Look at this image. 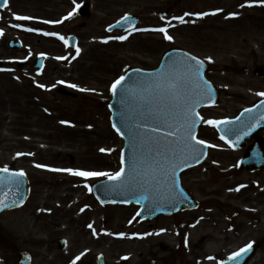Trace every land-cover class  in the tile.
Wrapping results in <instances>:
<instances>
[{"label":"rangeland","instance_id":"obj_1","mask_svg":"<svg viewBox=\"0 0 264 264\" xmlns=\"http://www.w3.org/2000/svg\"><path fill=\"white\" fill-rule=\"evenodd\" d=\"M81 1L10 0L3 11L5 27L21 23L26 27L32 22L62 36L75 31L80 37V53L54 37L25 35L29 45L13 53L22 57L44 51L49 55L45 72L36 76L31 67L26 68L20 71V79H2L0 74V166L12 162L29 174L32 184L26 206L0 216V264H18L20 251L32 256L31 264H95L98 254H104L108 264L151 260L157 264H222L224 258L249 243L259 244L249 264H264V170H239L242 153L203 121L199 138L214 147L202 165L182 174L184 186L200 202L192 211L141 220L134 204L102 206L90 196L85 198L90 192L84 185L90 187L106 177L85 179L47 170H120L123 140L111 126L107 107L111 85L129 67L157 66L168 48L186 49L208 62L207 76L219 88L220 96L214 107L201 111L205 120L231 118L263 98L257 93L264 92V80L253 71L264 67V0H90L88 18L73 16L61 26L65 13L76 11ZM169 1L172 12L176 5L175 15L170 12L162 19ZM205 12L210 14L201 18ZM128 13L140 16L138 29L163 27L173 39L166 40L161 32L134 30L110 35L105 31ZM17 15L30 19L16 20ZM175 17H183L185 23ZM83 22L86 25L81 28ZM9 35L18 34L10 28ZM122 35L128 38L114 39ZM60 80L77 85L67 88L78 97L59 95ZM28 84L42 89L32 91L48 99L45 106L53 111L51 122L43 109L28 111L27 100L20 98L28 93L22 89ZM60 119L68 123L61 126ZM102 148L107 151L101 152ZM18 151L24 156L16 160ZM37 164L47 167L38 168ZM237 188L240 190L235 191ZM76 198L82 202L72 206ZM207 232L211 234L200 239ZM212 233L223 237L222 250L214 255L206 250L207 245L216 243ZM60 238L67 239L66 250L59 248Z\"/></svg>","mask_w":264,"mask_h":264},{"label":"snow or ice","instance_id":"obj_2","mask_svg":"<svg viewBox=\"0 0 264 264\" xmlns=\"http://www.w3.org/2000/svg\"><path fill=\"white\" fill-rule=\"evenodd\" d=\"M3 4L7 7L8 0H3ZM245 5H241L244 7ZM248 6H251L249 4ZM79 7V5H77ZM210 13L200 14L201 18L207 16ZM215 14V13H211ZM71 15V13H69ZM185 15H189L185 13ZM235 15V14H232ZM16 20H27L30 17L26 16H15ZM67 19V17H65ZM125 21H129V17L126 15L123 18ZM163 19V17H162ZM181 24L185 23L183 17H175ZM48 23V21H44ZM117 24H120L118 21ZM116 27V25L110 26ZM26 31H33L32 28L25 29ZM127 30V29H125ZM138 31H147L148 29H137ZM151 31H157L164 34L166 40L171 41L173 38L167 34L166 28H155ZM130 34V33H129ZM0 35H3L2 30H0ZM45 36H56L55 32H45ZM60 40L64 41L67 45L68 41L63 37H58ZM128 38L126 35L114 37L120 41H124ZM108 40H104L103 43H107ZM80 49L76 48V54L79 55ZM210 60V58H209ZM195 62V63H193ZM203 61L198 60L195 56L191 57H180L172 59L171 62L163 68L159 73L153 74L148 73L147 79L138 80L133 87H128L124 85L126 80L125 76H120L116 79L110 88L113 96L117 95L118 89H120V95L122 102H127L130 98L144 100L148 105L146 110H142L140 115L143 120L135 125L129 127V139L130 144L133 147V155L131 157V166L128 176H125V169L121 167L119 171L115 173L101 172V171H84V170H73L59 169V168H47L49 171L53 172H67L70 175L88 178L96 177H107L109 181H117L119 183L112 185H101V191L105 193L109 192H128L130 194H135L136 188L139 186L144 189L147 193L149 187L152 185V181L156 180V176L153 174L151 178H148L147 172L143 179H140L141 173L139 172V164L141 163L140 158L136 155L135 145L137 139H140L148 145L150 160L145 159L143 162L147 164L148 169L155 172L154 165L158 166L160 171L165 173V175L175 176V170L181 168L183 165L188 164V158L199 161L201 155H205L202 150L198 147L203 145L205 147H214V145H209L205 140L198 139L196 136V126L198 121H203L204 123L212 126H218L220 124H232L233 121L230 120H205L203 116L197 111V108L203 103L205 98H210L212 91L211 84L203 78L202 75ZM139 71V70H137ZM128 79H131L130 77ZM58 83H63V81H58ZM40 87H45L44 85H39ZM71 88H76L77 85H68ZM80 91H88V89H79ZM259 96H264V92L257 93ZM264 104V101L261 102ZM245 112H251V109H245ZM243 115V113H241ZM125 122L128 117H124ZM240 117H237L239 120ZM62 124L68 123L67 121H60ZM113 128L120 135H123L121 129L113 125ZM227 132L231 135L237 136V140L242 138L239 133V128H228ZM245 135L247 133H244ZM220 139H225L222 135ZM101 152L107 151L106 149H100ZM18 155H24L19 153ZM121 164H124L123 156L121 157ZM190 166V165H189ZM36 167H47L45 165L37 164ZM0 173H7V176H0V185H15L17 190L21 187V177L26 174L21 170L18 172L9 173L7 167L0 168ZM176 181L173 179L172 184L174 185ZM156 184L159 185V181L156 180ZM91 192V188L86 184L84 185ZM237 188L235 191H239ZM155 192H159V187H155ZM142 199H147V195H142ZM17 201H13L15 204ZM8 205L0 200V208L7 207ZM139 214V213H138ZM88 227H92L89 225ZM187 242V237H185V243ZM252 248V244L249 243L246 247L241 248L238 252L233 253L228 257L229 260H234L243 253L249 251ZM79 259V257H77ZM208 259H213V257H208ZM75 264V262H73Z\"/></svg>","mask_w":264,"mask_h":264},{"label":"water","instance_id":"obj_3","mask_svg":"<svg viewBox=\"0 0 264 264\" xmlns=\"http://www.w3.org/2000/svg\"><path fill=\"white\" fill-rule=\"evenodd\" d=\"M88 8V5L85 6L83 9V13L86 14V9ZM135 23V20L133 17H129V21H121L120 24H117L116 26H124L128 27ZM183 53L180 51H173L170 54H168V62L170 63L172 59L180 58ZM139 71H133L130 73V77L133 76V74H137ZM160 70L157 72L159 73ZM139 73H142L143 75H139ZM137 74V78L140 77L141 79H147L144 75V72H139ZM154 72L153 74H155ZM256 75L264 78V70L262 68L257 69L255 71ZM203 74V70H202ZM139 79V78H138ZM216 98V92L212 88L210 98H205L203 100V103H210L213 102ZM201 104V105H202ZM200 105V106H201ZM199 106V107H200ZM113 107V122L116 125V127L121 129V132L123 133V137L126 140L125 148L123 152V159H124V169H125V176H128V173L130 172V166H131V157L133 155V147L130 144L129 139V127L135 125L136 123H139L143 120V117L140 115V112L142 110H146L148 105L145 103L144 100H141L139 98L132 99L130 98L127 102H122V98L120 95V90L117 92V95L115 99L112 102ZM198 107V108H199ZM197 108V110H198ZM252 111L251 112H243V115H240V119L237 120H230L233 121L232 124H220L218 125V129L222 132V134L227 135L232 139V141L235 143L236 147H242L245 143V139L248 137L256 136V134L264 129V104L261 102L258 103L255 107L249 108ZM127 116L128 119L125 122L124 117ZM200 121H198L195 131L197 132V127L199 125ZM228 128H239L240 133L239 135L242 137L239 140H237V136L231 135L227 132ZM244 133H247L246 135ZM205 155H201L199 161H202L207 153V147L200 145L198 146ZM135 152L136 155L140 158L141 163L139 164V172L141 173L140 179L144 178L145 173L147 172L148 178H151V176L154 174L156 176V180L159 181V185L156 184V180L152 181V185L149 187V190L147 193L144 192L143 188H140L139 186L136 188L135 194H130L128 192H112L111 194H106L103 196L101 193H103L100 189L101 185L98 188V193L100 195V198H110L111 201L117 202V203H123V202H137L142 205V209L140 212L141 217H154L159 215L160 213L165 214H171L174 213L181 208L185 209H191L197 206V202L193 199V197L190 195L188 191L183 189L181 187L180 181H179V174L181 170L186 168L187 166L197 163L199 161L193 160L190 157L188 158V164L183 165L181 168H177L175 170V176L171 175H165V173L161 172L158 166H153L155 169V172L153 173L152 170L148 169L147 164L143 161L145 159L150 160L151 157L149 155L148 151V145L143 143L142 140L137 139L136 145H135ZM243 167L246 166L250 170H255L256 168H260L264 166V141H259L257 145H255L252 149L249 150V154L244 161ZM1 176H7V173H0ZM173 179L176 181V183L173 185L172 181ZM21 180V187L19 190H17L16 186H12L10 188V191H7V193H0V200H3L5 204H7V207L0 208V212L2 210H5L9 207H13L19 204L28 194L29 188L28 183L25 180V178H20ZM113 184L119 183L117 181H111ZM159 187V192H155V187ZM2 191V190H1ZM147 195V199H142V195ZM102 196V197H101ZM17 201L15 204L13 201ZM108 202V201H106ZM255 252V249H250L249 251L243 253L239 257H237L235 260L229 261L227 264H245L248 258ZM21 264H28V258L26 256L22 255V262Z\"/></svg>","mask_w":264,"mask_h":264},{"label":"flooded vegetation","instance_id":"obj_4","mask_svg":"<svg viewBox=\"0 0 264 264\" xmlns=\"http://www.w3.org/2000/svg\"><path fill=\"white\" fill-rule=\"evenodd\" d=\"M2 11L3 10H0V30H2L3 32L5 26H4V17L1 16ZM30 27L32 28V25ZM19 34L22 37H15V38H20L22 42H25L27 45H29L28 40L26 39L25 36V32L22 29H20ZM10 39H12V37H6L5 32H3V35H0V60H3L5 63L3 68H6L7 70L6 75L14 76V73L16 74L20 70V68L14 66V59L19 57L20 55H15L13 52H21V51L13 50L8 46V42ZM27 59L29 60V63L26 65V67L29 66L31 67V65L33 66L34 63H32L33 61L31 60V58H27ZM0 74H3V72L0 71Z\"/></svg>","mask_w":264,"mask_h":264},{"label":"bare ground","instance_id":"obj_5","mask_svg":"<svg viewBox=\"0 0 264 264\" xmlns=\"http://www.w3.org/2000/svg\"><path fill=\"white\" fill-rule=\"evenodd\" d=\"M211 234V232H207L205 233V236ZM194 236V235H193ZM212 240H214L216 243L214 245H207L206 246V250L214 255V254H217L219 253L221 250H222V246H223V237L222 236H218V235H215L214 233H212ZM204 263L206 262L207 264H210L208 263L207 261H203Z\"/></svg>","mask_w":264,"mask_h":264}]
</instances>
